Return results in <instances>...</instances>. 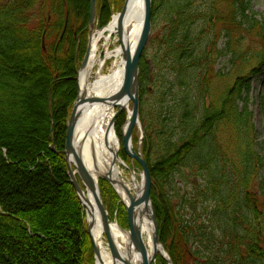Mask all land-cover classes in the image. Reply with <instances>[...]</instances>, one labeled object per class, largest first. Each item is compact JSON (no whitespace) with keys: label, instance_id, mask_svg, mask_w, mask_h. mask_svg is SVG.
Listing matches in <instances>:
<instances>
[{"label":"trees","instance_id":"16d2710c","mask_svg":"<svg viewBox=\"0 0 264 264\" xmlns=\"http://www.w3.org/2000/svg\"><path fill=\"white\" fill-rule=\"evenodd\" d=\"M209 1L204 14L191 0H153L152 33L161 17L164 26L153 65L146 49L140 60V115L151 86L168 89L158 101L163 107L174 88L184 93L172 100L162 128L145 127L151 197L174 264H264V151L256 148L252 82L244 73L258 72L251 58L264 63V13L249 16L251 0ZM124 2L99 0L100 25ZM90 3L0 0V264H95L64 154ZM213 17L226 45L198 52L194 23ZM245 35L259 42L249 59ZM225 55L231 71L216 70ZM261 105L264 111V95ZM99 186L110 220L128 228L118 193L102 178ZM156 264L167 262L158 256Z\"/></svg>","mask_w":264,"mask_h":264},{"label":"water","instance_id":"95a60500","mask_svg":"<svg viewBox=\"0 0 264 264\" xmlns=\"http://www.w3.org/2000/svg\"><path fill=\"white\" fill-rule=\"evenodd\" d=\"M99 0H91L90 3V32H89V41L86 48L85 55L80 64L79 71L84 69L90 59L91 51V37L100 29V18L97 16ZM130 0H125L124 5L121 11L118 13V26L117 31L118 35L121 38V45L123 50V58L125 60V72L124 80L121 88L113 95L109 97H99V96H86L84 92L80 91V82L78 73V86L79 92L78 96L74 102L72 112L67 124V134H66V143H65V159L68 165V174L70 181L81 201V204L84 207L86 213V221L88 233L90 235L91 241L93 243V249L95 254V264H98L97 261L104 263L101 253V248L97 244L93 236V230L96 225L95 219V209L91 206V200L87 197L86 193L90 190L93 193L94 200L97 205V211L100 216L101 225L103 228V238L106 239L107 249L112 258L111 264H131V261L128 260L123 252L120 249V246L115 238L113 233V223L109 218L108 210L104 204L101 190L99 186V178L107 180L116 192L120 196V201L123 203L125 210L127 212L128 218V229L121 227L122 230L128 233L131 244L134 246L137 252L140 253L141 262L140 264H155L158 256H161L165 259L168 264H174L169 253L165 249L163 243L160 239V225L155 213L151 189H152V176L151 171L148 166L147 160L140 150L139 146L133 145V133L136 127H140V80H139V67L140 60L144 50L148 44V41L152 32V13H153V0H144V20L142 31L137 42V45L131 50V46L124 43V19L128 9ZM123 97H128L132 102V113L127 120L126 126L122 128V144L123 149L130 158L135 160L141 167V180L138 183H141V187L137 188L136 186L132 189L125 182H121L120 185L123 188V191L127 197L125 201L117 190V185L119 184L118 180L113 178L111 172L107 174L100 175L95 178L89 170L86 168L83 158L79 151L76 148L75 137H76V128L77 124L83 113V109L86 105H92L95 103H106L111 104L117 108L116 113L113 115L109 127L115 126L117 118L125 110V106L120 104L119 100ZM52 149L55 150V145H51ZM128 167V166H127ZM130 168V167H129ZM133 175L134 171L130 168ZM146 204L151 209V218L153 221V243L156 247L160 246L163 248V251L156 250L152 255L148 253L147 247L145 245L142 231L140 225L137 222L138 209L141 204Z\"/></svg>","mask_w":264,"mask_h":264},{"label":"bare ground","instance_id":"6f19581e","mask_svg":"<svg viewBox=\"0 0 264 264\" xmlns=\"http://www.w3.org/2000/svg\"><path fill=\"white\" fill-rule=\"evenodd\" d=\"M144 20V0H130L124 19V43L135 48L139 40ZM118 13H114L110 21L100 28L91 37V51L88 65L80 70L79 82L80 91L86 96L109 97L115 94L122 86L125 72V60L121 38L117 31ZM117 34L114 39L115 47L110 49L109 42L112 36ZM107 42L105 55L101 57L103 51L100 49L101 40ZM111 60V66L106 70L107 62ZM120 104L125 106L127 120L132 113L131 100L123 97L119 100ZM81 118L77 124L75 144L81 154L86 168L95 177L111 172L113 178L118 180L117 190L122 198L128 202L127 197L120 183L125 182L130 188L141 187V183L136 181L134 175L128 182L122 178V166L127 167L128 163L120 155L122 137L118 134L115 126H110V121L116 113L117 108L111 104L95 103L86 105L83 109ZM141 125V124H140ZM133 145L134 139H133ZM87 197L91 200V206L95 209L96 225L93 230V236L101 248L102 258L105 264H111L112 258L108 249L103 246V228L100 216L97 211V205L93 193L88 190ZM137 222L140 225L143 239L148 253L152 255L156 250L163 251V248L156 247L153 243V221L151 218V209L146 204H141L138 209ZM113 233L125 257L131 261V264H140L141 256L131 244L127 232L121 229L120 225L113 223ZM98 264H103L97 261Z\"/></svg>","mask_w":264,"mask_h":264},{"label":"rangeland","instance_id":"374dc122","mask_svg":"<svg viewBox=\"0 0 264 264\" xmlns=\"http://www.w3.org/2000/svg\"><path fill=\"white\" fill-rule=\"evenodd\" d=\"M192 6L194 9L193 11L202 12L204 14H207L210 7V1L209 0H191ZM249 16L255 17L257 19H261L262 15L264 13V0H251L250 6H249ZM118 12L117 10H114L113 13ZM112 13V14H113ZM215 17L208 18V19H197L194 23L195 27V34L198 36L197 41V50L200 52L204 48H212L215 53L216 49H222L225 47L227 42V37L225 36V33L223 30L220 29V26L218 24H215ZM162 17L157 21V26L154 32L151 34L149 42L146 46L147 51V61L150 65H153V62L151 60L152 55L156 49V41L159 35H161L162 27L164 26V23L162 22ZM90 32V29H89ZM117 36V34H114L111 38L112 41L109 42L110 49H113L115 47L114 39ZM89 40V35H88ZM152 40H155L154 42ZM212 41V44L210 43ZM215 43L216 45H214ZM243 50L247 54V59L251 58L255 51L259 49V42L256 38H252L248 35L244 36L243 39ZM107 42L105 39L101 40L100 46L103 53H101V57L105 55L104 50L106 49ZM88 45V43H87ZM86 45V46H87ZM87 48V47H86ZM85 55V53L83 54ZM81 56L80 62L83 59L84 56ZM216 56V54H215ZM231 55H225L223 57H220L217 60L216 63V70H222L224 72H229L232 69V62H231ZM261 61L259 64L257 61H255L253 58H251L250 63L255 64V66H259L258 72L252 73L251 69L248 68L244 71L245 75L249 74L250 78L249 80L252 82V91H251V101H250V110L253 112V123L256 128V148L261 151H264V111L262 109L261 100L264 95V63ZM111 66V60H109L106 64V70ZM154 70V66H153ZM154 74H156V70L153 71ZM252 73V74H251ZM197 73L193 72V75L191 77V89L190 92L196 93L197 89L195 88V84L197 81ZM168 89L161 88L159 85L155 84L154 86H151V93L146 95V102L144 106V112L142 115H140V127H136L133 133V139L134 143H136L135 146H139L140 150L144 152L146 147V140H145V134H146V128L150 126V124H153L156 131H158L160 128H162V124H164L163 119L165 116L168 115L169 106L172 105V100L181 101V97L183 96L184 91L180 90L178 87L174 88L172 93L166 96V100L168 102L163 107L158 103L159 98L163 99V95H161L162 92H167ZM132 107V102H131ZM163 108V111H162ZM153 114V115H152ZM177 115L173 117V120H177ZM170 116V115H169ZM127 112L124 110L121 115L117 118L116 123H118L115 128L118 132V134L121 136L122 134V128L126 122ZM157 120H156V118ZM119 121V122H118ZM167 125H171V122L165 123V127ZM146 127V128H145ZM177 138V137H176ZM150 143L148 144V146ZM120 155L123 157H127L128 155L123 150V147L121 145ZM129 157V158H128ZM127 159L129 160L128 167L122 166V178L125 179L127 182L129 178L131 179V176L133 175L130 168L134 171L136 181L140 182L141 180V168L138 166L130 156H128ZM130 167V168H129ZM177 186L183 187V182H178ZM191 188L188 187L190 190ZM113 221H117V218H115ZM103 246L107 248V242L106 239L103 238L102 240ZM109 251V250H108ZM158 259V258H157ZM157 262V260H156ZM155 262V264H156ZM167 262V261H166ZM168 264V262H167Z\"/></svg>","mask_w":264,"mask_h":264}]
</instances>
